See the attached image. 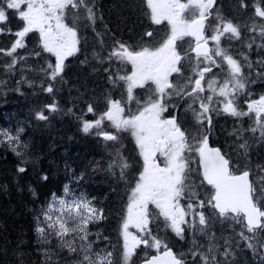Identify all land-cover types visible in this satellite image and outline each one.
<instances>
[{"label":"snow or ice","instance_id":"6c2138e0","mask_svg":"<svg viewBox=\"0 0 264 264\" xmlns=\"http://www.w3.org/2000/svg\"><path fill=\"white\" fill-rule=\"evenodd\" d=\"M144 8L152 25L167 21V34L157 40L155 30L148 28L138 43L113 39L105 48L106 33L96 32L101 49L93 59L103 67L94 70H102L111 87L98 98L102 112H97L96 102L84 99L86 112L78 113L75 105L63 110L55 96L64 82L65 61L81 50V27L96 31L95 0H0V35L14 37L9 47L0 48V55L8 57L0 71L20 74L17 92L21 84L36 85L25 72L42 74L39 87L53 96L33 118L48 122L50 114L63 111L80 121L83 133L112 142L105 145L106 167L94 161L93 172L129 181L133 165L121 133L131 135L142 161L122 218L119 260L111 249H94L89 239L88 225L104 219L103 209L85 195H75L68 185L64 197L53 194L42 210L43 220L37 218L41 242L48 244L55 237L61 249L74 255L73 264H135L141 248L156 253L144 252L141 264H189L185 256L191 264H237L238 252L245 251L255 264H264V163L253 166L250 155L254 145L264 144V95L250 99L249 88L257 82L253 74L264 82V56L254 64L246 53L232 51L237 43L249 50L253 45L264 49V0H238L239 9H251L244 29L253 35L247 38L240 24L218 10L217 0H144ZM12 18L19 21L16 30L8 26ZM210 18L213 22L206 23ZM32 33L38 35L39 50L20 52L28 48ZM185 37L192 38L187 47L178 43ZM45 53L54 60L36 68L26 63L29 56L39 60ZM5 83L0 80V85ZM112 90H119V96ZM181 105L190 123L180 115ZM87 114L97 118L84 119ZM221 116L233 120L228 135L237 159L209 144L214 119ZM23 131L0 130V144L19 158L20 174L29 162L28 146L20 139ZM194 158L197 168L192 167ZM75 179H83V173ZM161 230L187 241V253H174Z\"/></svg>","mask_w":264,"mask_h":264},{"label":"trees","instance_id":"16d2710c","mask_svg":"<svg viewBox=\"0 0 264 264\" xmlns=\"http://www.w3.org/2000/svg\"><path fill=\"white\" fill-rule=\"evenodd\" d=\"M95 2L98 17L96 31L81 27V50L67 60L64 82L57 86L59 91L55 98L63 110L75 105V112H86L84 99L96 102L98 113L104 110L103 101L98 98L108 92L111 86L102 70H94V67H103L93 59V53L101 49L96 32L106 33L104 41L107 48L112 45L113 39L130 44L138 43L144 30H155L145 15L144 0ZM217 6L226 18L241 20L244 29L251 9H239L238 0H218ZM8 26L16 30L19 21L12 18ZM155 34L156 38L162 35L156 30ZM245 35L249 37L253 34L245 30ZM13 39L8 34L2 35L0 48L9 47ZM258 42L259 37L256 38V43ZM27 43L28 48L19 50L20 52L27 54L32 50H39L37 34L30 35ZM255 48L253 45V49ZM252 50L243 47L240 52L254 57L255 63L258 58ZM86 57V62L81 63ZM7 60L8 57L0 55V65ZM47 60H54V57H49L46 53L39 60L29 56L26 63L36 68ZM25 75L36 81V85L30 88L27 84H21L20 91L17 92L14 89L18 87L16 81L20 79V74L8 76L0 71V80L6 81L0 85V130L15 133L17 128H23L20 139L22 144L28 146L26 152L29 157V162L25 165L27 171L17 173L19 158L7 144H0V264H73L74 255L69 254L66 248L61 249L55 237H50V243L44 244L36 231L37 218L43 220L42 210L52 201L53 194L57 198L64 197L65 185L75 195L83 194L97 208L103 209L104 219L88 225L91 233L89 239L94 241V249H111L119 260L123 244L122 218L126 214L130 188L140 168L135 146L129 138L123 139L124 152L133 165L129 170V181L117 180L99 170L93 172L94 161H100L106 167L109 149L105 145L112 142L83 133L80 121L71 115H64L63 111L50 114L48 122L35 120L34 111L51 103L53 96L40 89L42 74L27 71ZM112 94L118 96L119 90H112ZM94 118L96 117L92 114L84 116L87 120ZM185 122L187 123L186 119ZM215 128V137L227 142L230 140L232 145V137L228 136L230 128L226 123H217ZM221 140H214V143L225 151L227 146ZM231 155L233 159H237L235 151ZM250 155L253 166L258 162L264 163V144L254 145ZM82 173L83 179L77 181L75 178ZM42 175H47L48 180H42ZM216 230L217 233L220 232L219 225ZM45 250L48 252L47 256ZM134 261L137 263L140 260ZM237 264H255L251 252H238Z\"/></svg>","mask_w":264,"mask_h":264},{"label":"rangeland","instance_id":"374dc122","mask_svg":"<svg viewBox=\"0 0 264 264\" xmlns=\"http://www.w3.org/2000/svg\"><path fill=\"white\" fill-rule=\"evenodd\" d=\"M155 28L157 29L156 31H165L166 32V34H167V32H168V26H167V21H164L161 25H155ZM250 34H252V33H250ZM248 37V36H247ZM246 37V38H247ZM187 38L188 37H185L184 38V40L183 41H180L181 43H183L184 42V44H185V46L187 47V43L186 42H188V40H187ZM180 42H178V43H180ZM258 43H260V42H258ZM258 43H256V44H258ZM247 48L246 46H244V45H239L238 43H237V46L236 47H234L233 49H232V51H233V53H240V51L242 50V48ZM256 47V46H255ZM253 52H255V53H257V54H261V57L262 56H264V49H257V48H255V49H253L252 50V53ZM78 53V52H77ZM76 53V54H77ZM75 54V55H76ZM75 55H73V56H75ZM73 56H70V57H68V59L69 58H71V57H73ZM237 58L238 59H240L241 57L239 56V55H237ZM67 59V60H68ZM249 59H250V61H254V57H251V56H249ZM66 60V61H67ZM66 61H65V63H66ZM254 63V62H253ZM246 71H247V69H246ZM253 79H255V80H257V82L255 83V84H252V85H250L249 86V88H250V90H252V88H255V87H257L256 85H258V84H260V83H262V85H260V86H264V82H261L254 74H253V77H252ZM138 93H142L143 92V90H140V89H138V90H136ZM254 91H260V93H256V94H254V96H252L251 95V97H250V99H258L259 98V96L260 95H264V87H258V89H255ZM241 99L243 100L244 98L243 97H241ZM242 107H244L245 109H246V104H242L241 105ZM181 107H182V110H183V106L181 105ZM165 115H167V114H165ZM221 119H225V120H227V123L225 122V121H223V122H225L226 124H228L229 125V127H230V129H229V131H231V129H232V127H233V120H232V118L231 117H225V116H221V117H217L216 119H214L216 122L217 121H221ZM186 120H190L191 121V116H190V114H188V119H186ZM245 120L247 121V118H245ZM106 124L108 123L107 121L105 122ZM223 125V124H222ZM110 128V127H109ZM112 129V128H111ZM114 130V129H113ZM250 135V134H249ZM121 136L123 137V138H126V136H128L129 138H130V140L132 141V142H134V139L131 137V135L129 134V133H121ZM229 136V135H228ZM230 137V136H229ZM231 138V137H230ZM222 138H217V140H221ZM222 142H223V144H225L226 146H227V148L228 149H230L231 147H232V145H230V140L227 142L225 139H223V140H221ZM232 151V152H231ZM231 154H233L234 153V151H233V149H231ZM155 226V225H154ZM130 231L133 233V234H135V232H136V230L134 229V228H131L130 229ZM161 231H163V230H161ZM168 232H171L170 230L168 231ZM226 232H228V231H226ZM226 235V234H225ZM228 235V234H227ZM175 236V235H174ZM168 240V239H167ZM172 241H174V240H171V242ZM181 244V246H179L178 245V247L182 250V251H184L185 253L187 252V247L185 246V244H186V242L184 243V242H181L180 243ZM242 246H243V244H242ZM190 247V245L188 246V248ZM191 263V261L189 262V264Z\"/></svg>","mask_w":264,"mask_h":264}]
</instances>
